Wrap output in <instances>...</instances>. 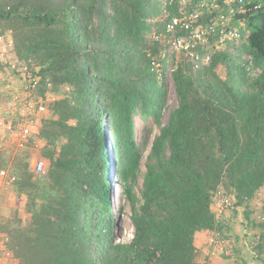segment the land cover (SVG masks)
Masks as SVG:
<instances>
[{
  "label": "trees",
  "instance_id": "1",
  "mask_svg": "<svg viewBox=\"0 0 264 264\" xmlns=\"http://www.w3.org/2000/svg\"><path fill=\"white\" fill-rule=\"evenodd\" d=\"M215 2L225 11L234 7L233 18L246 21L244 52L249 59L237 68L239 73L250 66L259 69L255 92L237 98L209 85L206 97L193 94L190 101V83H184L178 70L179 103L165 123L160 122L164 90L151 63L169 44L146 42V19L159 13L158 1L9 0L8 9L0 8V20L15 19L44 31L37 49L45 52L48 64L41 72L50 71L56 82L71 89L68 98L52 107L57 118L41 126L47 141L58 136L67 141L49 175V188L57 194L34 214L31 229L36 235L23 238L24 231L17 229L18 235L11 237L9 246L16 254L29 252L20 256L22 264L28 259V264H194L195 232H222L237 209V202L220 214L211 208L217 195L213 183L222 171L235 174L243 164V178L232 182L240 202L264 185V131L258 119L264 114V0ZM236 6L246 10L237 14ZM167 9L170 15L157 27L161 40L168 38L165 25L177 14L178 0ZM176 31L186 34L178 27ZM250 111L258 120L248 124L249 135L240 143L235 117ZM136 116H153L159 127L138 209L132 192L140 166ZM109 146L122 191L131 201L134 232L128 242L114 238L120 207L113 214Z\"/></svg>",
  "mask_w": 264,
  "mask_h": 264
},
{
  "label": "rangeland",
  "instance_id": "2",
  "mask_svg": "<svg viewBox=\"0 0 264 264\" xmlns=\"http://www.w3.org/2000/svg\"><path fill=\"white\" fill-rule=\"evenodd\" d=\"M8 1L0 0V8L8 9L5 6ZM156 1L159 2V13L146 19L150 26V31L146 34L148 46L151 44V40L167 42L164 39L161 40L163 37L160 36L161 31H157V27L160 23H164L170 15L167 6L172 0ZM208 4L211 6L217 2L211 0L208 1ZM245 10L244 6H236L235 12L239 14ZM214 11L218 13L209 16V24L213 27L216 25V31L209 35L204 50L196 53L199 55L198 58L184 52L171 51L168 47L159 52L151 63V69L156 74V83L164 90L163 106L160 113L161 123L166 122L170 110L177 107L179 103L174 81V74L178 70L184 83H190L191 90L188 97L190 101H192L193 94L206 97V87L209 85L218 87L222 92L228 90V93H232L237 98H241L243 94L255 92L253 79L259 69L250 68V66L248 69L244 68L247 72H242V74L238 72L237 68L243 63V59H249L244 52L247 33L246 21L233 18V14L230 17L224 14L227 18L219 19L222 14L220 8L217 7ZM220 30H226L225 35L222 32L219 33ZM230 31L236 32V36L232 37ZM43 32L37 28L23 26L15 19L0 20V34L4 35L6 41L9 42L8 65L0 64V121H3L0 123V264H22L20 256L29 253L27 250H21L20 255L16 254L9 246V243L13 242L11 237L18 235V232L15 231L17 229L24 231L23 238L30 236L32 238L36 235L31 229L35 221L34 214L42 204L51 201L57 194L53 188H49L51 184L49 175L54 172L55 160L67 141L65 137L58 136L53 142H49L41 133V126L45 120L57 118L56 112L52 109L54 103L68 98L71 94L70 87L65 83L56 82L50 71L41 72V68L48 64L45 60V52L42 49H37V43L42 37L41 35H44ZM30 45L31 48L26 49ZM207 55L209 58H206ZM11 61L15 66L10 63ZM21 64H26L31 72L38 75V85L32 91H26L24 83L21 84L22 77L20 76L21 71H19ZM48 82L49 84H47ZM232 98V96L227 97L228 100ZM38 99L44 101L45 109L33 110L30 132L26 135L20 134V120L31 110L26 108V104L28 102L33 104ZM251 112H248L247 115L240 113L235 117L240 143H244V139L249 135L250 131L247 128L252 121L259 119L260 127L264 131V114L258 119H253L255 115L254 112ZM69 122L71 121L69 120ZM8 124L11 127H8ZM104 124L107 126L106 120H104ZM135 126V139L140 150V166L137 178L132 183V192L135 196V209H138L142 202L140 192L146 163L152 162L149 158L151 145L155 135L159 132V127L153 116L145 120L136 116ZM107 129L108 127H106ZM108 141L112 142L110 138ZM109 151L112 161V195L113 188L119 189L117 208L120 207V211L115 218L114 238L116 241L128 242L134 232L131 221V201L122 191L115 168V151L112 146L111 148L109 146ZM37 158L44 161V171L40 174L34 173L32 169L33 161ZM241 165L240 172L230 174L233 176L232 178L227 174V171H222L220 179L213 183L217 188L215 191H228L232 194L235 205L237 202L236 212L226 222V226L229 228L227 230L231 231L228 247L232 253L227 257L217 258L218 264H264V185H260L251 197L244 196L240 202L238 197L240 192L235 189L232 182H235V179H238L240 175L243 178L245 169L243 170V164ZM213 184L212 186H214ZM211 208L218 214L214 204L211 205ZM112 212L116 213L115 207ZM206 234L207 232L203 230L201 237L205 245ZM194 248V264H203L208 260L209 255L204 245L200 247L194 245ZM29 262L28 259L27 264Z\"/></svg>",
  "mask_w": 264,
  "mask_h": 264
},
{
  "label": "built area",
  "instance_id": "3",
  "mask_svg": "<svg viewBox=\"0 0 264 264\" xmlns=\"http://www.w3.org/2000/svg\"><path fill=\"white\" fill-rule=\"evenodd\" d=\"M230 1L233 0H225V3L229 4ZM241 2V0H238ZM219 7L220 14L219 19L227 18L224 14H227L229 17L234 13V9L229 7L226 11L222 9L220 4L209 5L208 3L199 2L196 3L194 0H178V10L177 14L172 16L170 20L166 23V34H168L167 43L169 44V49L171 51L176 52H184L186 54H190L191 56L198 58V53L196 51L197 47H200L204 50L207 42L209 40V35L213 34L216 31V25H210V20H205L204 18L208 15H214L213 10ZM213 18H215L213 16ZM177 27L179 30H182L186 34H176ZM226 31V30H225ZM225 31L220 30L219 33H224ZM231 32V31H230ZM232 37L236 36V32H231ZM221 35V36H223ZM240 35V34H239ZM238 35V36H239ZM223 41V40H221ZM9 52V42L6 41L4 35L0 34V64L8 65V54ZM206 58H209L207 55ZM12 65L13 62H10ZM15 66V65H14ZM19 71H21L20 76L22 77L21 84L24 83V88L26 91H32L38 85V75L37 73L31 72L26 64H21L19 67ZM49 84V82L47 83ZM26 108L30 110L29 114L22 116L19 123V133L26 135L30 132L31 124L33 122V110H44L45 105L42 99H38L35 103L28 102L26 104ZM3 123V121H0ZM11 127L10 124L7 125ZM33 172L36 174H40L44 171V161L40 158H37L33 161L32 164ZM3 174L4 171L2 170ZM217 195L214 200H216L213 204L217 207L218 214L223 211L226 207L232 206L235 202L233 197L225 192L216 191ZM227 226H224L223 231H219L217 229H212L206 234V247L208 260L203 264H215V259L221 257H227L231 255V251L229 250V236L231 231L229 232ZM229 239V240H228Z\"/></svg>",
  "mask_w": 264,
  "mask_h": 264
},
{
  "label": "crops",
  "instance_id": "4",
  "mask_svg": "<svg viewBox=\"0 0 264 264\" xmlns=\"http://www.w3.org/2000/svg\"><path fill=\"white\" fill-rule=\"evenodd\" d=\"M203 233V230L201 231H197L194 235V245H197V246H203L204 245V248L207 249L206 245H205V242L204 240L202 239L201 237V234ZM218 260V259H217ZM216 259L214 260L215 261V264H218V261ZM217 261V262H216Z\"/></svg>",
  "mask_w": 264,
  "mask_h": 264
},
{
  "label": "bare ground",
  "instance_id": "5",
  "mask_svg": "<svg viewBox=\"0 0 264 264\" xmlns=\"http://www.w3.org/2000/svg\"><path fill=\"white\" fill-rule=\"evenodd\" d=\"M114 189H116V191H118L117 193H116V191H114ZM118 197H119V189L117 190V188L115 187V188H113V195H112V203H113V208L115 207H117V200H118ZM113 200H114V202H113Z\"/></svg>",
  "mask_w": 264,
  "mask_h": 264
},
{
  "label": "clouds",
  "instance_id": "6",
  "mask_svg": "<svg viewBox=\"0 0 264 264\" xmlns=\"http://www.w3.org/2000/svg\"><path fill=\"white\" fill-rule=\"evenodd\" d=\"M109 144H110V142H109ZM111 174V173H110Z\"/></svg>",
  "mask_w": 264,
  "mask_h": 264
}]
</instances>
